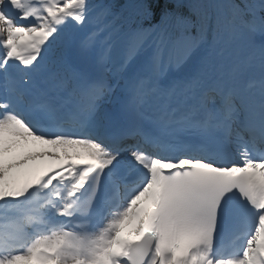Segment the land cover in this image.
Listing matches in <instances>:
<instances>
[{
	"label": "snow or ice",
	"instance_id": "obj_1",
	"mask_svg": "<svg viewBox=\"0 0 264 264\" xmlns=\"http://www.w3.org/2000/svg\"><path fill=\"white\" fill-rule=\"evenodd\" d=\"M0 264H264V0H0Z\"/></svg>",
	"mask_w": 264,
	"mask_h": 264
}]
</instances>
